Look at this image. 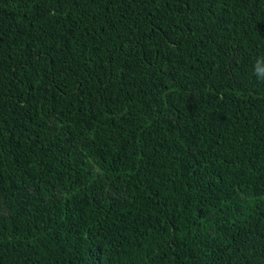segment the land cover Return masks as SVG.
I'll return each mask as SVG.
<instances>
[{"label":"trees","instance_id":"1","mask_svg":"<svg viewBox=\"0 0 264 264\" xmlns=\"http://www.w3.org/2000/svg\"><path fill=\"white\" fill-rule=\"evenodd\" d=\"M0 264H264V0H0Z\"/></svg>","mask_w":264,"mask_h":264}]
</instances>
